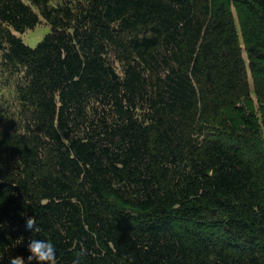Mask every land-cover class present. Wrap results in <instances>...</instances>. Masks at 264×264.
I'll use <instances>...</instances> for the list:
<instances>
[{
    "label": "trees",
    "instance_id": "16d2710c",
    "mask_svg": "<svg viewBox=\"0 0 264 264\" xmlns=\"http://www.w3.org/2000/svg\"><path fill=\"white\" fill-rule=\"evenodd\" d=\"M252 93L264 0H0V264H264Z\"/></svg>",
    "mask_w": 264,
    "mask_h": 264
},
{
    "label": "rangeland",
    "instance_id": "374dc122",
    "mask_svg": "<svg viewBox=\"0 0 264 264\" xmlns=\"http://www.w3.org/2000/svg\"><path fill=\"white\" fill-rule=\"evenodd\" d=\"M234 9V14L238 18V10ZM52 31L51 26L45 20L38 24L34 29L26 31L20 35L24 42L31 47H36L37 44ZM243 54L247 59L246 48L243 49ZM248 78L252 92L255 90V81L253 74L248 69ZM223 112V113H222ZM221 114L228 123L240 126L252 127L256 133L254 139L261 143L264 147V102L252 93L248 98H242L236 105L231 108H226ZM206 134V131H205Z\"/></svg>",
    "mask_w": 264,
    "mask_h": 264
},
{
    "label": "clouds",
    "instance_id": "9594fccd",
    "mask_svg": "<svg viewBox=\"0 0 264 264\" xmlns=\"http://www.w3.org/2000/svg\"><path fill=\"white\" fill-rule=\"evenodd\" d=\"M24 232L38 231L33 219H27L23 225ZM26 252L29 254L25 258V264H32V261H36V264H58L57 260V247L48 239L37 240L33 239L26 245ZM12 264H21L17 259L12 261Z\"/></svg>",
    "mask_w": 264,
    "mask_h": 264
}]
</instances>
